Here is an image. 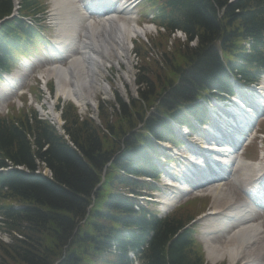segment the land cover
<instances>
[{
    "label": "trees",
    "instance_id": "1",
    "mask_svg": "<svg viewBox=\"0 0 264 264\" xmlns=\"http://www.w3.org/2000/svg\"><path fill=\"white\" fill-rule=\"evenodd\" d=\"M227 2L173 1V18L166 22L164 17L161 23L167 28L180 27L188 40L196 37L198 43L191 48L176 42L162 54L163 67L153 60L141 65L137 81L148 106L156 100L159 109L169 110L175 102L197 95L212 83L220 86L226 67L242 72L264 59L255 46L247 54L239 45L246 38L252 44L261 41L264 0ZM10 5V0H0V18L9 13ZM224 5L220 20L216 7ZM4 31V27L0 29V36ZM217 47L225 52L224 62ZM160 71V89L169 87L164 95L158 88L154 90L152 79ZM116 97L121 113L113 111L111 121L107 108L100 106L102 129L89 117L78 116L71 104L65 105L63 128L74 148L35 113L28 116L22 110L0 118V167H12L7 175H0V213L4 231L12 240L0 244V264H132L128 251L139 253L141 264H204L193 229L184 228L192 213L182 210L157 218L132 208L126 193L131 187H142L127 175H153L148 161L135 153L139 150L135 141L142 140V135L136 133L132 138L134 133H130L142 120L145 108L132 101L135 110L130 113ZM171 115L184 121L175 108ZM145 126L158 135L153 120L148 119ZM121 145L123 149L115 156ZM108 161L105 183L94 190ZM41 163L50 170V178L35 173ZM90 205L89 215L81 223Z\"/></svg>",
    "mask_w": 264,
    "mask_h": 264
},
{
    "label": "bare ground",
    "instance_id": "2",
    "mask_svg": "<svg viewBox=\"0 0 264 264\" xmlns=\"http://www.w3.org/2000/svg\"><path fill=\"white\" fill-rule=\"evenodd\" d=\"M80 1L88 2V0ZM52 2L54 7L52 12L56 11L58 14L59 32L68 34V46H73L74 40L77 44V53H72L73 56L77 55L75 60L70 62L66 68L53 69L52 74L55 75L56 81L55 96L72 100L79 108L87 105L94 109L93 80L99 71L102 56L106 58L103 60L106 62H109L110 54L116 56L119 53L127 56L132 38L144 35L146 28L137 25L132 16H118L120 14L117 11L99 19L101 22L98 21L97 26L92 22L85 26L86 18L83 16L86 14L80 8L76 9V0H52ZM128 8V6L125 8V12L131 10ZM91 10H100V7L93 5ZM82 20L83 22L80 24ZM77 31L83 33V39L80 41L77 39ZM57 48L61 49V45H57ZM53 49L56 50L54 47ZM15 78L16 73H12L4 83L0 84V101L4 99V91L7 89H10L7 91L8 94H16L17 91L14 88L19 87L20 82H14ZM256 107L259 108L258 105ZM249 114L253 115L252 110ZM53 116L57 118L56 115ZM227 147L225 144V148ZM207 148L217 152L222 150L214 145ZM195 160L197 163H202L200 157ZM223 161L226 160L223 159ZM257 170L258 168H255L253 164L241 162L235 177L236 179L242 177L245 182ZM183 184L186 185L184 180ZM184 185L179 190L163 196V210H167L186 195L187 190ZM260 188L261 194L264 196V185H260ZM208 192L213 197L212 209L208 219L203 220L200 231L207 261L210 264H215L218 261L226 260L230 264H235L237 258H242V264H257L259 256L264 251V220L256 221L252 216L251 209L244 203L234 201L231 194L221 186L208 189ZM220 234H223L224 238L217 243L214 240Z\"/></svg>",
    "mask_w": 264,
    "mask_h": 264
},
{
    "label": "rangeland",
    "instance_id": "3",
    "mask_svg": "<svg viewBox=\"0 0 264 264\" xmlns=\"http://www.w3.org/2000/svg\"><path fill=\"white\" fill-rule=\"evenodd\" d=\"M141 21H143V20H141ZM155 40L156 41L157 40H160V41L156 43L157 46H155V45L153 46L154 43L151 44V46L154 47L153 48V52L158 53V52L163 51L165 41L163 39H158V38H155ZM155 40H153V42ZM133 44H135V43H133ZM190 44L194 45V44H196V42L195 43L192 42ZM173 46H174V43L173 42H170V43H168V45H167L166 48H167L168 51H170V49ZM167 50H165V51H167ZM120 61L125 62L124 63L125 65H122V68L116 69L118 67L116 65H114L112 67L113 69H108V74H110V76L109 77L106 76L105 78H107V81H108V83H110V86H108L107 84H102L101 82H99L100 83L99 84L100 86L99 85H96L95 86L96 87V89H95L96 99H98V98H102V99L110 98L109 95L111 96L112 95V92H109V94H108V90H107L108 88L110 89V91H112V88L119 90L120 91L119 94H121L124 99H128V98L131 97L130 95H132V93H133V92H131L132 89H133L131 75L135 73V69L134 70L130 69V67H129L130 64L129 63L130 62H133V63H135L137 65H138V63H137V60L136 59H132V60L130 59L129 60L128 58L127 59L126 58H117V59L114 58V64L119 63ZM114 67H115V69H114ZM103 83H105V82H103ZM101 86H106V88H105L106 91L103 90ZM125 87H128V88L125 89ZM54 89H56L55 86H54ZM129 91H130V93H129ZM25 92L26 91H24V93ZM126 94H127V96H126ZM24 95L27 96V101H28V98L30 97V94L28 92H26ZM21 96H23V95H21ZM21 96H16V97H17V99H19V98H21ZM16 97H14L13 94L10 95V97H9V94L5 95V97L3 99V102H0V113L1 114H3L5 111H7V109L9 110V106L10 105H13L11 103L16 102ZM19 106H20V104H19ZM88 110H90V109H88ZM83 112H84V110H83ZM223 185H224L225 188H227L226 190H228V192L231 195H233L234 200H238V199L243 200V196L241 195L240 191L237 190V189H235L234 186L230 187V184L227 181H225L223 183ZM203 194H204V192H202L200 195H203ZM201 197H204V195L201 196ZM210 202H211V198H210ZM200 204H201V202L198 201L196 203V206L193 209L198 208ZM210 208L211 207H210V204H209L206 212L208 210H210ZM263 218H264V215L262 213H260L256 217L257 220H261V219L263 220ZM200 227L201 226H199V229H200ZM198 237H199V235H198ZM0 239L6 241L8 238L5 237V236H3L2 234H0ZM221 240H222V234L221 235H217L215 237V240L214 241H216L218 243V242H221ZM262 253L263 254H261L259 256L260 258L258 260V264H264V251ZM207 264H208V262H207ZM226 264H230V263H227L226 262ZM236 264H242V259L241 258L238 259L236 261Z\"/></svg>",
    "mask_w": 264,
    "mask_h": 264
}]
</instances>
